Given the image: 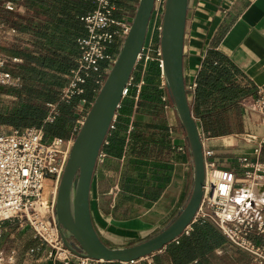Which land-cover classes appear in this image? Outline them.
<instances>
[{"label":"crops","instance_id":"obj_1","mask_svg":"<svg viewBox=\"0 0 264 264\" xmlns=\"http://www.w3.org/2000/svg\"><path fill=\"white\" fill-rule=\"evenodd\" d=\"M138 3L139 0H127L128 8L124 11L115 4L120 10L116 17L131 23ZM8 4L23 14L17 2ZM11 38L12 44L7 48L0 46V49L28 46L25 43L28 36L17 33ZM210 52L219 53L229 62L230 68H234V79L242 87L249 88L252 96L264 84V0H189L184 40L187 88L193 85L197 88L198 76ZM135 75L132 85L137 90L134 109L145 85L144 76L138 73L139 80L135 82ZM142 81L144 84L138 88ZM159 88L165 89L161 88V83ZM194 94L195 91L189 94L191 107ZM161 99L165 126L133 125V113L129 119L126 143L133 144L132 154L127 153V145L119 158L110 156L103 149L107 156L95 170L90 193L91 217L99 237L109 247L125 248L153 237L179 216L191 196L194 164L186 134L175 110H167L168 106L174 108L171 100L166 94ZM84 107L81 102L76 111ZM118 112L114 123L117 122ZM138 119L141 122L150 121L146 117ZM196 120L202 132L203 150L213 152L208 160L215 162L220 170L235 172L236 189H240L245 180L239 170V160L248 157L253 162L264 164V149L259 156L254 154L256 142L264 135V117L243 106L241 132L215 138L205 136L200 121ZM212 224L223 238L220 245L217 241L207 240L205 247L199 249L197 246L203 244L186 240V247H181L183 238L187 237L181 236L137 264H254L250 255L230 243ZM258 242L261 243V239ZM192 246L195 250L191 252Z\"/></svg>","mask_w":264,"mask_h":264},{"label":"built area","instance_id":"obj_2","mask_svg":"<svg viewBox=\"0 0 264 264\" xmlns=\"http://www.w3.org/2000/svg\"><path fill=\"white\" fill-rule=\"evenodd\" d=\"M93 1L96 5L95 10L82 18L87 35L78 40L81 54L67 76V84L61 89L59 104H71L75 98L84 95L89 82L95 87V96L98 94L123 40L130 31L131 23L116 17L120 10L112 0ZM165 3L166 0H155L146 42L133 77L124 92V98L133 85L134 75L137 73L145 75L151 59L150 53L154 49V40L160 39ZM6 7L9 10L14 9L12 4H7ZM16 34L14 28L0 23V46L8 37ZM158 55L161 57V88H165L161 48ZM21 62L18 58H9L0 52L1 87L22 86L21 78L7 71L10 63ZM141 64L142 68L139 67ZM143 84L142 81L138 88ZM195 89L196 85L187 88L189 93H193ZM163 101L167 99L163 98ZM82 104H85L84 100ZM243 106L250 107L264 117V84L256 89L253 96L243 101ZM47 107L49 113L44 120L45 125L54 123L59 117L58 104L48 103ZM167 110L174 111V108L168 106ZM115 120L116 116L110 130L114 128ZM82 122L77 121L78 126L72 128L69 140L57 137L46 140L43 127L36 126L10 128L8 133L0 132V240L6 235L9 225L17 224L20 227L26 225L32 230L34 239L46 248L42 255L44 260L61 264L99 263L96 260L80 258L65 247L55 218L58 187ZM107 140L108 136L99 154L97 166L103 164L107 156L103 151L104 146L108 144ZM263 149L264 135L256 142L254 154L259 156ZM212 156V151L204 150V194L194 224L204 220L211 221L230 243L250 255L254 264H264V192L261 191L264 189V164L253 162L248 157L241 158L239 170L245 181L237 190L235 172L218 169L215 162L208 160ZM47 178L53 181L52 185L45 183ZM253 185L260 188L258 192L249 191ZM48 186L53 187L54 192L46 197L45 190ZM191 231L192 226L188 227L182 236H189ZM260 239L261 243L258 242ZM36 251L39 252L40 249L30 250L31 253ZM148 258L149 256L143 259ZM0 264H19L16 250L0 247Z\"/></svg>","mask_w":264,"mask_h":264},{"label":"trees","instance_id":"obj_3","mask_svg":"<svg viewBox=\"0 0 264 264\" xmlns=\"http://www.w3.org/2000/svg\"><path fill=\"white\" fill-rule=\"evenodd\" d=\"M9 2L13 4L17 2L23 14L14 9H7L6 4ZM112 2L121 11L128 8L127 0ZM95 8L93 0L4 1L0 8V23L11 26L20 35L28 36L25 38L28 46L0 49L7 57L19 58L22 61L19 64L10 63L7 68L8 72L21 78L22 86L20 88L0 86V126L16 129L43 127L46 140L54 137L70 139L74 122L81 120L75 118L78 113L76 109L83 100L85 103L94 100L95 87L89 82L84 95L75 98L71 104H59L60 92L67 84V76L80 57L78 40L87 35L82 18ZM135 12L136 10L133 17ZM139 67L142 68V64ZM232 69L229 62L219 53L210 52L198 76L192 109L207 137L231 136L242 130L241 107L251 92L249 88L237 83ZM138 80L137 77L135 82ZM144 82L137 108L134 109L137 90L132 86L121 104L117 122L113 124L114 128L109 131L108 144L104 146V151L112 157H121L126 145L127 153L132 154L133 144L126 143L129 119L133 113L135 114L133 125L165 126L164 103L161 98L166 94L171 102L172 99L166 87L164 90L159 88L161 68L157 62L147 64ZM48 103L58 104L59 117L54 123L45 125L44 120L49 113ZM140 117H146L150 121L141 122L138 119ZM186 240L203 244L197 246L200 249L205 247L207 240L217 241L220 245L223 238L211 221L204 220L193 225V231L183 238L181 247H186ZM190 249L191 252L195 250L193 246ZM168 251L170 252V248Z\"/></svg>","mask_w":264,"mask_h":264},{"label":"water","instance_id":"obj_4","mask_svg":"<svg viewBox=\"0 0 264 264\" xmlns=\"http://www.w3.org/2000/svg\"><path fill=\"white\" fill-rule=\"evenodd\" d=\"M154 5L155 0H139L130 31L75 137L58 187L55 205L57 227L65 247L80 258L125 264L151 256L180 238L194 224L202 202L205 182L202 132L193 114L184 77V40L189 0H166L159 39L162 73L193 158V190L186 206L168 227L133 246H107L92 222L90 193L97 160L138 64ZM75 118H79V115L76 114Z\"/></svg>","mask_w":264,"mask_h":264},{"label":"rangeland","instance_id":"obj_5","mask_svg":"<svg viewBox=\"0 0 264 264\" xmlns=\"http://www.w3.org/2000/svg\"><path fill=\"white\" fill-rule=\"evenodd\" d=\"M4 1L6 0H0V8L4 5ZM7 6V4H6ZM13 38L8 37L5 41H3L1 48H7L10 46L12 43ZM11 43V44H10ZM154 48V49H153ZM153 51L150 53V62H157L158 65L160 66V60L161 57L158 55L159 54V48H160V43H159V38H155L154 43H153ZM148 63V64H149ZM139 76L138 73L135 75V78ZM93 102V100H92ZM92 102H87L85 103V107L82 108L80 111H77L79 118L81 119L80 121H83ZM78 118V119H79ZM74 126H78L77 122H74ZM10 130L9 127H3L0 126V132H5L8 133ZM45 183L47 185H52L53 181L50 178H47ZM241 184V183H240ZM48 190H45V195L46 197L50 196L54 192L53 187L48 186ZM142 240L136 242L140 243ZM135 243V244H136ZM0 247L6 248L7 250H12L15 249L17 254H18V262L19 264H50L53 263L54 261L52 260H44L42 257L43 251L46 249L45 247H42L40 243L34 239L32 230L27 227L26 225H23V227H20L19 225L15 224L13 226H8L7 233L6 235L0 240ZM34 248L37 249L39 248L40 251H36L35 253H31L30 250ZM58 263V262H57Z\"/></svg>","mask_w":264,"mask_h":264},{"label":"bare ground","instance_id":"obj_6","mask_svg":"<svg viewBox=\"0 0 264 264\" xmlns=\"http://www.w3.org/2000/svg\"><path fill=\"white\" fill-rule=\"evenodd\" d=\"M259 187H257V186H253L252 187V191L254 192V193H256V192H258L259 191ZM46 190H48V188H46ZM251 190V189H250ZM262 190H264V189H262Z\"/></svg>","mask_w":264,"mask_h":264}]
</instances>
